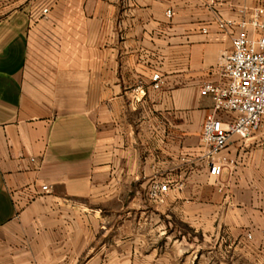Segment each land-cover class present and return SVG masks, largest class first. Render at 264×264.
Returning a JSON list of instances; mask_svg holds the SVG:
<instances>
[{
  "label": "crops",
  "instance_id": "0c3cea01",
  "mask_svg": "<svg viewBox=\"0 0 264 264\" xmlns=\"http://www.w3.org/2000/svg\"><path fill=\"white\" fill-rule=\"evenodd\" d=\"M263 3L0 0V264H159L175 220L264 264V129L211 178L201 94Z\"/></svg>",
  "mask_w": 264,
  "mask_h": 264
},
{
  "label": "built area",
  "instance_id": "2783aa9c",
  "mask_svg": "<svg viewBox=\"0 0 264 264\" xmlns=\"http://www.w3.org/2000/svg\"><path fill=\"white\" fill-rule=\"evenodd\" d=\"M215 5L224 0H205ZM47 9L44 13H47ZM171 15V11H169ZM240 19H221V29H236L233 33L231 51L222 53L220 69L224 82H205L203 96L214 98V107L207 115L202 141L211 178H218L226 165V151L234 136L247 139L264 129V3L240 10ZM153 86L160 89L163 79L160 73L153 75ZM221 113H234L228 120ZM45 191L48 190L44 186ZM170 185L154 182L149 188V198L155 202L165 201ZM251 237V235H249Z\"/></svg>",
  "mask_w": 264,
  "mask_h": 264
},
{
  "label": "rangeland",
  "instance_id": "374dc122",
  "mask_svg": "<svg viewBox=\"0 0 264 264\" xmlns=\"http://www.w3.org/2000/svg\"><path fill=\"white\" fill-rule=\"evenodd\" d=\"M162 182L154 180L150 183ZM149 201L155 202L149 198ZM205 234V235H204ZM174 247L172 257L158 259L159 264H256L247 259L243 252L235 250L232 243L216 242L212 231L198 232L191 226L182 224L175 220L173 225ZM159 246L164 247L165 243L160 242Z\"/></svg>",
  "mask_w": 264,
  "mask_h": 264
}]
</instances>
